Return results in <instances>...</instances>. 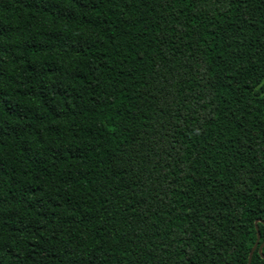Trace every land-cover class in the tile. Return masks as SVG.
I'll list each match as a JSON object with an SVG mask.
<instances>
[{
  "label": "trees",
  "instance_id": "obj_1",
  "mask_svg": "<svg viewBox=\"0 0 264 264\" xmlns=\"http://www.w3.org/2000/svg\"><path fill=\"white\" fill-rule=\"evenodd\" d=\"M258 234L251 264L264 0H0V264H249Z\"/></svg>",
  "mask_w": 264,
  "mask_h": 264
},
{
  "label": "water",
  "instance_id": "obj_2",
  "mask_svg": "<svg viewBox=\"0 0 264 264\" xmlns=\"http://www.w3.org/2000/svg\"><path fill=\"white\" fill-rule=\"evenodd\" d=\"M258 222H260V221H257V222H256V225L258 224ZM259 241H260V234H258L257 243H256L255 247L253 248V250H252L250 256H249V264H251V262H252V257H253L254 252L256 251V249H257V247H258ZM263 247H264V244L260 246V248H259V253H260V255L262 256V258L264 259Z\"/></svg>",
  "mask_w": 264,
  "mask_h": 264
}]
</instances>
